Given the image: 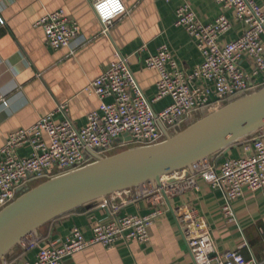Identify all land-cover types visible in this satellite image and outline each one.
I'll list each match as a JSON object with an SVG mask.
<instances>
[{"label":"built area","instance_id":"obj_1","mask_svg":"<svg viewBox=\"0 0 264 264\" xmlns=\"http://www.w3.org/2000/svg\"><path fill=\"white\" fill-rule=\"evenodd\" d=\"M216 2L224 10L234 12L235 21L244 27L243 33L236 40L224 43L222 35L232 28L225 15L211 24H204L189 3L181 4L176 10L175 24L187 31L203 60L192 73H186L179 69L166 46L145 59L146 67L159 74L157 95L152 102L164 98L171 100L161 111L153 110L152 102L146 98L130 69L129 57L117 54L115 61L86 88L102 102L99 110L89 114L84 127L78 128L68 118L56 122L51 113L30 128L10 133L0 149V211L22 191L95 162L94 153L110 156L130 148L159 144L165 141L161 125L168 133L176 135L197 114L212 113L262 89L264 3L258 4L255 0ZM93 8L102 25L101 35L105 36L129 14L123 0H98ZM36 25L43 28L47 45L55 50L71 45L79 33L78 24L64 10L43 16ZM26 145L32 148V153L21 157L19 149ZM242 146L245 155L240 158L224 159L216 164L217 168L205 163L193 172H175L163 177L160 186L149 187L138 197L156 196L162 201L165 197L198 191V179L202 178L225 194L222 211L230 222H236L232 201L246 190L264 191V127L246 137ZM112 197L103 199L100 206L108 209ZM112 209L115 217L108 222L94 223L89 238L83 230L74 228L61 244L42 246L41 240H30L23 248L37 251L35 260L20 264H66L68 258L96 244L111 249L119 241L149 242V228L160 211L147 216L117 217L118 206ZM177 214L182 236L195 264H264V255L260 261L248 260L242 253L243 248L219 252L209 225L196 209L188 206Z\"/></svg>","mask_w":264,"mask_h":264},{"label":"crops","instance_id":"obj_2","mask_svg":"<svg viewBox=\"0 0 264 264\" xmlns=\"http://www.w3.org/2000/svg\"><path fill=\"white\" fill-rule=\"evenodd\" d=\"M98 0H0V149L12 132L27 129L41 118L53 113L56 122L65 119L78 128L84 127L91 112L99 110L100 98L86 91L89 84L101 76L115 61L117 54L128 56L130 69L146 98L152 102L157 95L159 74L145 65V59L166 46L179 69L192 73L202 64L197 45L182 27H177L176 10L187 2L204 24H211L225 15L232 28L222 35V42L236 40L244 31L235 21L234 12L224 10L216 0H123L129 14L119 20L108 36L101 35L102 25L94 11ZM263 4L264 0H255ZM57 10H64L79 26L78 37L71 45L53 49L47 45L39 19ZM170 98L152 107L161 111ZM64 107V109H61ZM197 114L185 127L206 116ZM208 113V112H207ZM32 148L19 149L21 157H28ZM224 159L245 155L242 144L225 151ZM216 155L206 164L219 167ZM203 164V165H206ZM199 190L164 198L138 197L142 192H122L113 196L109 208H102L103 199L91 209L83 208L43 227L32 240L42 246L65 242L74 228L91 236L96 222L112 220L113 206L117 217L161 214L149 228L146 244L119 241L111 248L93 245L67 259L66 264H195L182 236L177 211L192 207L207 222L219 252L243 248L246 259H263L264 255V191L245 193L232 201L236 222L223 213L225 194L198 179ZM24 249V248H23ZM25 250V249H24ZM37 251L23 253L17 248L10 253L8 264L35 260Z\"/></svg>","mask_w":264,"mask_h":264},{"label":"water","instance_id":"obj_3","mask_svg":"<svg viewBox=\"0 0 264 264\" xmlns=\"http://www.w3.org/2000/svg\"><path fill=\"white\" fill-rule=\"evenodd\" d=\"M264 127V87L192 123L176 135L161 125L165 141L110 156L94 153L95 162L22 191L0 211V264L39 231L82 207L122 192H145L161 179L195 168ZM127 140H131L127 138ZM171 180L170 182H173ZM167 200L168 198L165 197Z\"/></svg>","mask_w":264,"mask_h":264},{"label":"trees","instance_id":"obj_4","mask_svg":"<svg viewBox=\"0 0 264 264\" xmlns=\"http://www.w3.org/2000/svg\"><path fill=\"white\" fill-rule=\"evenodd\" d=\"M244 139H245V138H244ZM244 139H242L240 142H237V143L234 144L233 146H235V145H239V144H242V142L244 141ZM34 186H35V185H34ZM83 208H85V207H82V208H80V209H83ZM80 209H79V210H80ZM77 211H78V210H77ZM62 218H63V217H62ZM59 219H61V218H59ZM59 219H57V220H59ZM57 220H55V221H57ZM53 222H54V221H52L51 223H53ZM51 223H49V224H51ZM46 226H47V225H46ZM17 248H19V247H17ZM17 248H15V249H17ZM21 248H22V250H23V253H27V252H29V251L24 250L23 247H20V249H21ZM15 249H14V250H15ZM14 250H13V251H14ZM13 251H12V252H13ZM9 257H10V254H9V256H8V261H9Z\"/></svg>","mask_w":264,"mask_h":264},{"label":"rangeland","instance_id":"obj_5","mask_svg":"<svg viewBox=\"0 0 264 264\" xmlns=\"http://www.w3.org/2000/svg\"><path fill=\"white\" fill-rule=\"evenodd\" d=\"M46 15H47V14H46ZM41 18H42V17H41ZM41 18H40V19H41ZM40 19H39V20H40ZM70 19H71V18H70ZM71 20H73V19H71ZM73 21H74V20H73ZM74 22H75V21H74ZM36 24H37V23H36ZM36 26H37V25H36ZM38 27H40V26H38ZM41 28H42V27H41ZM42 29H43V28H42ZM43 31H44V30H43ZM44 33H45V32H44ZM45 36H46V35H45ZM205 114L208 115V114H210V113H207V111H206ZM207 115H206V116H207ZM204 117H205V116H204ZM202 118H203V117H202ZM199 119H201V118H199ZM196 121H197V120H195V122H196ZM193 123H194V122H193ZM191 124H192V122H191L189 125H191ZM184 129H185V128H184ZM184 129H183V130H184Z\"/></svg>","mask_w":264,"mask_h":264}]
</instances>
